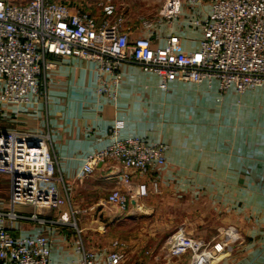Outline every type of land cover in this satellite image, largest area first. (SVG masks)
<instances>
[{
	"label": "crops",
	"instance_id": "1",
	"mask_svg": "<svg viewBox=\"0 0 264 264\" xmlns=\"http://www.w3.org/2000/svg\"><path fill=\"white\" fill-rule=\"evenodd\" d=\"M64 1L72 11H87L97 19L103 16V4H113L124 16L130 41L145 36L157 48L175 35L182 54L199 49L202 32L194 21L210 11L209 1L180 0V13L164 20L158 17L164 0H122L118 5L115 0ZM145 21L148 28L143 27ZM51 61L41 95L27 104H0L1 129L48 132L56 172L63 179L54 208L40 212L43 222L18 220L15 235L43 233L51 239L54 262L78 261V236L68 224L74 220L81 226L79 239L83 230L91 239L84 246L88 252L99 242L102 254L119 240L126 255L122 264H187V254L165 258L157 246L158 235L182 226L211 241L222 227L234 224L241 239L215 264H264V84L243 92L234 88L220 92L214 80L176 79L162 89L156 73L123 62L121 81L111 97L97 91L94 61L78 57ZM116 121L123 123L120 139L141 137L166 145L164 165L142 171L107 160L81 176L86 156L110 143L108 130ZM123 172L132 187L157 180L159 193L130 200L121 210L106 198L113 189L125 190ZM2 176L9 190V178ZM4 203L0 198V205ZM71 209L78 212L73 216ZM19 210L29 213L31 208ZM84 213L95 217L83 219Z\"/></svg>",
	"mask_w": 264,
	"mask_h": 264
},
{
	"label": "built area",
	"instance_id": "2",
	"mask_svg": "<svg viewBox=\"0 0 264 264\" xmlns=\"http://www.w3.org/2000/svg\"><path fill=\"white\" fill-rule=\"evenodd\" d=\"M199 2L203 0H192ZM210 11L194 24L202 37L198 50L178 52V37L169 36L163 47L137 36L132 41L124 28V16L113 4L101 6L97 19L87 11H72L64 0H0V104H27L42 94L47 71L56 57H78L94 61L98 69L97 91L115 96L121 81L123 62L138 64L160 77L159 87L171 80L217 82L220 92L234 88L243 92L264 84V0H206ZM181 11L180 0H164L158 17L171 20ZM144 28L149 23H143ZM104 75L109 79H104ZM122 121L108 130L110 143L88 154L80 175L86 176L103 161L115 160L123 168L146 170L165 163L166 145L149 143L141 137L120 139ZM0 174L9 178V197L0 205V264H122L123 245L113 240L112 248L96 255L79 239L73 220L78 261L54 262L51 239L43 234L15 235L18 220L43 222L40 212L55 206L57 185L63 179L56 172V158L49 147L48 132L0 128ZM125 190L113 189L106 200L124 210L130 200L159 193L158 181L132 187L123 172ZM18 207H29L25 213ZM78 210L71 209L74 216ZM241 236L236 225L222 227L211 241L186 233L171 232L162 245L165 258L187 254V264H215L234 251ZM139 264V263H136Z\"/></svg>",
	"mask_w": 264,
	"mask_h": 264
},
{
	"label": "rangeland",
	"instance_id": "3",
	"mask_svg": "<svg viewBox=\"0 0 264 264\" xmlns=\"http://www.w3.org/2000/svg\"><path fill=\"white\" fill-rule=\"evenodd\" d=\"M122 0H115V4H119L120 2H121ZM157 1H159V0H157ZM135 3V2H134ZM117 4V5H118ZM159 4V2H157V5ZM133 5H135V4H133ZM138 10H140L139 8H138ZM8 177V176H7ZM8 193H9V190H8V182H7V178H5L4 176H2V174H1V176H0V198H2V200H4L5 201V203H6V201H8ZM4 203V204H5ZM5 206H6V204H5ZM20 207H18L17 206V209H19ZM83 216V219L84 218H87L88 220H91L92 218H94L95 217V215H94V217L93 216H91L90 214L88 215V214H82ZM86 219V220H87ZM101 219V218H100ZM103 225H104V227L105 228H107V223H102ZM101 225V224H100ZM228 225H231V224H228ZM234 225V224H233ZM227 226V225H226ZM78 227L80 228L81 226H79L78 225ZM162 228H163V230H166L167 229V227L166 226H162ZM99 229H100V227H99ZM178 229H182V230H184L183 229V227L182 226H179V227H176L175 229H174V231L175 230H178ZM222 229V228H221ZM220 229V230H221ZM237 229H238V227H237ZM185 231V230H184ZM238 231H239V229H238ZM83 232H84V230H83ZM83 232H82V241H83V243H84V246H85V243L86 242H90L91 241V239L89 238V237H85V235L83 234ZM173 232V231H172ZM186 232V231H185ZM187 233V232H186ZM219 233H220V231H219ZM219 233L216 235V237H214V238H217L218 236H219ZM239 233H240V231H239ZM170 234V232H166L164 235H158V239H159V241H158V244H157V246L159 247H162V245H163V243H164V240H165V238L168 236ZM189 234V233H188ZM240 236H241V233H240ZM86 238V239H85ZM88 239V240H87ZM241 239V238H240ZM240 241V240H239ZM102 245H101V243H99V242H96V243H94V250L92 251V253L93 254H96V255H99L100 253H98V250L97 249H99L100 247H101ZM157 247V248H158ZM160 252L161 251H163V249L161 248L160 250H159ZM162 254H163V252H162ZM161 254V255H162ZM174 258V257H173ZM170 259V258H169Z\"/></svg>",
	"mask_w": 264,
	"mask_h": 264
}]
</instances>
